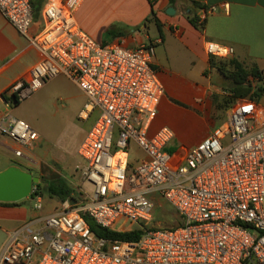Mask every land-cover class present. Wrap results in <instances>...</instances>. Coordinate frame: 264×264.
<instances>
[{
  "label": "built area",
  "instance_id": "built-area-1",
  "mask_svg": "<svg viewBox=\"0 0 264 264\" xmlns=\"http://www.w3.org/2000/svg\"><path fill=\"white\" fill-rule=\"evenodd\" d=\"M83 0H48L45 28L30 37L41 59L27 79L6 92V104L36 93L60 75L73 80L87 100L81 121L97 119L78 148L85 161L83 188L49 215L14 230L0 252V264H264V106L235 100L228 118L178 161L169 146L175 133L153 131L165 87L154 68L161 40L128 48L123 41L97 42L76 19ZM226 4L201 10L200 22ZM0 11L24 37L35 21L31 0H0ZM209 58L230 59L232 46L205 42ZM225 96L231 95L229 92ZM0 133L24 149L39 133L11 114ZM133 147L142 155L131 158ZM34 193V191H33ZM165 200L182 224L153 226L155 200ZM44 210L41 196L31 198ZM127 219L136 227L116 228ZM88 219L115 232L141 231L137 241L95 236Z\"/></svg>",
  "mask_w": 264,
  "mask_h": 264
},
{
  "label": "crops",
  "instance_id": "crops-1",
  "mask_svg": "<svg viewBox=\"0 0 264 264\" xmlns=\"http://www.w3.org/2000/svg\"><path fill=\"white\" fill-rule=\"evenodd\" d=\"M31 1L41 6V13L30 29L29 38L22 36L0 11V119L7 114L14 116L20 106H8L4 98L6 92L18 80L29 78L32 68L41 59L30 37L45 28L42 13L48 0ZM220 4H226L227 9L210 16L204 30L190 24L188 13L198 16L201 10ZM169 8L175 9L174 15L167 13ZM156 10L162 24L161 32L150 21V0H83L76 19L80 28L100 43L123 41L126 47L135 48L151 41H162L156 49L154 68L165 87V96L152 129L168 127L174 131L175 138L169 149L178 161H183L194 146L223 123L214 96H225L231 83L210 67L205 42L234 47V58L248 68L259 67L264 74V0H157ZM36 131L40 138L32 148L23 150L24 157H17L15 150L20 146L0 133V172L13 165L19 166L17 162L31 169L32 165L38 166L54 157L47 150L37 151L43 136ZM49 214L52 213L38 214L28 210L26 203L19 206L0 204L3 235L0 252L14 230L38 215Z\"/></svg>",
  "mask_w": 264,
  "mask_h": 264
},
{
  "label": "rangeland",
  "instance_id": "rangeland-1",
  "mask_svg": "<svg viewBox=\"0 0 264 264\" xmlns=\"http://www.w3.org/2000/svg\"><path fill=\"white\" fill-rule=\"evenodd\" d=\"M155 33V29L153 30ZM227 89L231 88V83ZM87 97L78 85L66 75H60L47 81L32 96L21 101L20 106L14 111L17 119L26 121L43 136L37 151H49L53 158L42 162L38 166L32 165L31 169L22 163L17 164L24 170L45 181L57 177L65 178L74 191L83 188L92 191V186L84 182L81 170L85 161L77 154L78 148L91 129L98 114H95L88 121L79 119V112L82 109ZM264 106V98L261 100ZM228 111V110H227ZM227 111H219L220 122H224L228 116ZM32 148V147H31ZM27 149V148H25ZM131 158L142 155L138 148L133 147L130 152ZM0 170L2 168L0 167ZM43 213H55L63 208V203L57 199L43 196ZM157 208L154 210L153 226L175 228L180 224L181 218L175 209L165 200H155ZM35 202L29 198L26 201L28 210L35 213ZM133 229L135 224L127 219L120 220L116 228ZM3 242V235L0 232V248Z\"/></svg>",
  "mask_w": 264,
  "mask_h": 264
},
{
  "label": "trees",
  "instance_id": "trees-1",
  "mask_svg": "<svg viewBox=\"0 0 264 264\" xmlns=\"http://www.w3.org/2000/svg\"><path fill=\"white\" fill-rule=\"evenodd\" d=\"M177 0H172L176 2ZM152 6V18L150 21L154 22L162 31V24L157 17V0H150ZM198 5L197 3H195ZM33 5V3H32ZM199 6V5H198ZM34 17L38 19L41 13V6L33 5ZM206 9V8H205ZM187 18L195 28L199 30H204L206 22H200L199 17L192 13L187 14ZM210 67L212 69H217L221 75L231 82V88L227 90L231 95L223 96L222 98L214 96V103L218 111L229 110L232 103L237 99L249 98L255 101L257 104H261V100L264 98V74L262 70L257 66H252L250 68L246 67L242 62L236 58L230 59H217L210 58ZM253 82H256L254 84ZM5 100L8 98L4 95ZM13 106H19L21 101L18 98L12 99ZM76 191L71 187L69 182L63 177H57L50 181L42 180L34 185V193L31 198L35 196H48L53 199H57L62 203L73 199V195ZM26 203V202H24ZM22 204H5L10 206H19ZM88 223L91 227L93 234L99 238H107L114 240H124V241H137L141 238V231L134 232H115L110 229L103 228L97 225L91 219H88ZM182 224V220L180 224Z\"/></svg>",
  "mask_w": 264,
  "mask_h": 264
},
{
  "label": "water",
  "instance_id": "water-1",
  "mask_svg": "<svg viewBox=\"0 0 264 264\" xmlns=\"http://www.w3.org/2000/svg\"><path fill=\"white\" fill-rule=\"evenodd\" d=\"M169 15L175 14L174 8L167 10ZM40 178L24 171L21 167L13 165L0 172V204H22L31 198L34 185ZM77 201L71 199V204Z\"/></svg>",
  "mask_w": 264,
  "mask_h": 264
}]
</instances>
